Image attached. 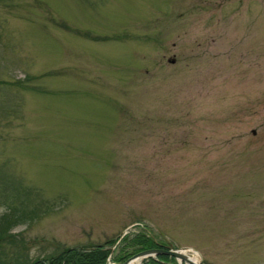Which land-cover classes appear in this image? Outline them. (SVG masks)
<instances>
[{
    "label": "rangeland",
    "instance_id": "obj_1",
    "mask_svg": "<svg viewBox=\"0 0 264 264\" xmlns=\"http://www.w3.org/2000/svg\"><path fill=\"white\" fill-rule=\"evenodd\" d=\"M20 214L0 264L138 234L264 264V0H0V227Z\"/></svg>",
    "mask_w": 264,
    "mask_h": 264
},
{
    "label": "trees",
    "instance_id": "obj_2",
    "mask_svg": "<svg viewBox=\"0 0 264 264\" xmlns=\"http://www.w3.org/2000/svg\"><path fill=\"white\" fill-rule=\"evenodd\" d=\"M25 222L23 216L7 217L3 215V222L5 227H0V241L4 238L5 233L17 224ZM111 245L114 242H110ZM121 247L118 249L114 261L117 264L125 262L132 255L149 249H156L158 245L144 236H135L132 239L124 238L121 241ZM111 251L108 246L101 245L90 248H63L56 254L50 255L45 259H37L31 263L26 264H107V258ZM174 262L173 259L166 256H158L156 259L149 258L147 264H168Z\"/></svg>",
    "mask_w": 264,
    "mask_h": 264
},
{
    "label": "water",
    "instance_id": "obj_3",
    "mask_svg": "<svg viewBox=\"0 0 264 264\" xmlns=\"http://www.w3.org/2000/svg\"><path fill=\"white\" fill-rule=\"evenodd\" d=\"M157 255H164V256L172 257V258L178 259L181 262H184L187 264H195L189 259L188 256L182 254L181 252L177 250H172L169 247H167L166 249L162 248V249H152V250L142 251L122 264H129L132 260L137 259V258L153 257ZM197 264H200V263L198 262Z\"/></svg>",
    "mask_w": 264,
    "mask_h": 264
},
{
    "label": "bare ground",
    "instance_id": "obj_4",
    "mask_svg": "<svg viewBox=\"0 0 264 264\" xmlns=\"http://www.w3.org/2000/svg\"><path fill=\"white\" fill-rule=\"evenodd\" d=\"M180 252H181L182 254H185L186 256H188L189 259H190L193 263H195V264L198 263V260H197L196 257H199V254H198L195 250L190 249V248H187V249H182V250H180ZM139 260H140V259H139ZM137 261H138V260H134V261H132L130 264H136Z\"/></svg>",
    "mask_w": 264,
    "mask_h": 264
}]
</instances>
